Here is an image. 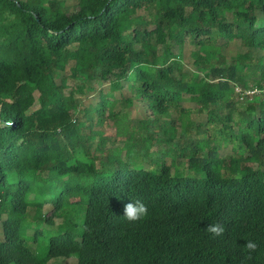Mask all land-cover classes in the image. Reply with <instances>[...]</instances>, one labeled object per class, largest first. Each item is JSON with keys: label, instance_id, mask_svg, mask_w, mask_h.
Wrapping results in <instances>:
<instances>
[{"label": "trees", "instance_id": "1", "mask_svg": "<svg viewBox=\"0 0 264 264\" xmlns=\"http://www.w3.org/2000/svg\"><path fill=\"white\" fill-rule=\"evenodd\" d=\"M59 257L264 264V0H0V264Z\"/></svg>", "mask_w": 264, "mask_h": 264}, {"label": "rangeland", "instance_id": "2", "mask_svg": "<svg viewBox=\"0 0 264 264\" xmlns=\"http://www.w3.org/2000/svg\"><path fill=\"white\" fill-rule=\"evenodd\" d=\"M192 47L193 45H191L189 42H187L182 50L183 52V62L185 67L187 68H191L193 67L192 64ZM175 51H178V47L176 46ZM247 49H245L246 51ZM227 51V55L230 57L233 54H236L237 52H241L243 51L241 46H230L226 49ZM74 79L71 80V82H73ZM234 91H235V95L237 97V99L239 101H244L246 99L247 96H250L252 94H254L255 92H259V89H257L255 86H253L252 82H248L246 85H241V84H236L234 85ZM182 104H184L186 107H191V108H195L197 105L195 102L191 101V100H185ZM132 114L133 115H139V111L135 108L132 110ZM198 114H194L195 118H198ZM203 119H205V116L202 117ZM231 146L226 147L223 150V153H228L230 151ZM76 259L75 258H66V257H59V258H55L53 259V263L54 264H75Z\"/></svg>", "mask_w": 264, "mask_h": 264}, {"label": "clouds", "instance_id": "3", "mask_svg": "<svg viewBox=\"0 0 264 264\" xmlns=\"http://www.w3.org/2000/svg\"><path fill=\"white\" fill-rule=\"evenodd\" d=\"M147 215L148 207L140 200H129L128 203L124 204L122 216L129 223H136L144 219ZM205 231L210 233L213 237H218L224 234L225 229L223 225L216 223L207 225ZM244 247L249 252L248 259H251V253L257 250L258 245L254 241L248 240Z\"/></svg>", "mask_w": 264, "mask_h": 264}]
</instances>
